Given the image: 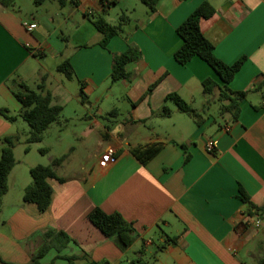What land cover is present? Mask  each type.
Wrapping results in <instances>:
<instances>
[{
    "label": "crops",
    "instance_id": "1",
    "mask_svg": "<svg viewBox=\"0 0 264 264\" xmlns=\"http://www.w3.org/2000/svg\"><path fill=\"white\" fill-rule=\"evenodd\" d=\"M204 1L215 8L201 28L216 56L229 64L246 57L229 83L247 92L236 118L229 110H222L228 118L214 115L212 101H228L219 88L204 92L207 78L223 84L207 61L175 58L183 42L178 26ZM94 14L113 24L122 14L129 17L107 48L90 20ZM26 18L38 27L27 30ZM129 46L141 57L126 63L128 77L110 83L113 52ZM49 55L59 59L57 66L70 59L77 87L46 67ZM44 74L51 103L63 106L46 130L57 133L63 150L48 147L49 162L67 155L56 168L63 181L49 178L47 210L24 201L30 168L42 160L32 161L30 149L17 158L13 148L16 164L0 199V264H29L50 240L43 264H69L66 256L85 253L89 261L74 264H246L241 252L264 232V221L261 227L243 221L259 213L249 211L250 204L264 207V0H159L154 12L141 0H15L10 7L0 1V155L4 136L19 137L22 104L13 80L36 89ZM171 93L200 112V123L166 99ZM210 138L217 140L213 152L206 148ZM108 146L117 149L118 160L102 165ZM95 207L130 221L133 244L122 250L97 228L88 218Z\"/></svg>",
    "mask_w": 264,
    "mask_h": 264
},
{
    "label": "trees",
    "instance_id": "2",
    "mask_svg": "<svg viewBox=\"0 0 264 264\" xmlns=\"http://www.w3.org/2000/svg\"><path fill=\"white\" fill-rule=\"evenodd\" d=\"M5 6L10 7L15 0H0ZM43 0H35L36 3H40ZM149 9L150 12H154L157 8L159 0H141ZM63 3L64 0H61ZM215 8L207 1L201 3L177 28V32L182 37L183 42L181 46L175 52V58L182 64L189 62L194 56H199L207 61L219 74L223 84H219L211 78H207L203 81V90L206 94L212 93L215 88L220 90V99L227 100L228 103L222 104L223 111H232L233 116L236 118L239 114V102L245 98L246 91H234L229 87V83L234 78L235 74L240 70L241 66L245 62L246 57H241L234 63H226L218 58L214 52L213 43L206 37L201 28V20L213 15ZM90 20L93 25L99 30L103 38L101 45L107 48L110 39L118 34H122L124 31V25L129 21V17L125 14L120 16L117 23L113 24L109 22L105 16L94 14ZM141 57V51L134 47L129 46L126 51L113 52V64L111 79L117 81L119 79L128 77L126 70V63L132 60L139 59ZM58 70L63 72L66 77H76L75 70L71 64L69 58L64 59L58 66ZM47 74L42 75L36 89L31 88L27 83L22 81L13 80L14 94L22 104V110L19 116L22 117L30 126L29 136L26 139V143L41 142L44 138L46 130L55 122H57L63 112V106L53 105L52 94L49 89L46 88ZM80 82V95L82 100H85V93L83 90L84 83ZM264 85V81H263ZM166 99L173 100L180 110L193 117L197 123H200V112L188 103L177 93H171L167 95ZM165 105V109H166ZM1 113L9 120L14 121L17 115L9 113L7 108L1 109ZM19 141L17 135H6L1 139L3 144L0 155V199L7 193L9 189L8 178L12 168L16 164V158L14 155V147ZM30 149L29 145L25 150ZM42 153L49 151L48 147H41L39 149ZM66 154L61 156L52 157L48 164H36L30 168V174L32 182L29 184L23 194L24 201L33 202L37 204L40 211H45L51 203L52 186L49 183V178H57L63 181V178L57 174L56 168L60 166L65 158ZM240 196L245 202H249V198L244 190L240 187ZM249 211L256 209L258 212H263L264 207H256L250 204ZM89 220L99 228L106 236L112 238L117 246L124 250L128 248L136 238V233L133 224L128 221L120 212L107 213L100 207H95L88 215ZM60 235L64 237V242L67 243L71 238L63 231ZM47 236L50 237L51 233L47 232ZM51 240L33 257L29 264H43L41 258L45 255L48 249L51 247ZM69 264H74L76 260H88V254L71 255L65 257ZM138 264H149L141 259L137 260Z\"/></svg>",
    "mask_w": 264,
    "mask_h": 264
},
{
    "label": "rangeland",
    "instance_id": "3",
    "mask_svg": "<svg viewBox=\"0 0 264 264\" xmlns=\"http://www.w3.org/2000/svg\"><path fill=\"white\" fill-rule=\"evenodd\" d=\"M64 32L66 34L70 33L67 28L64 29ZM58 62H59V59L57 60L52 55H49L48 60L45 64H46V67L52 70V72L55 75L63 77L65 81L71 82L72 84L75 85V87H77L79 84L76 78H71V80H69V78L66 77L63 72H60L57 69ZM110 83H113V81L111 80ZM212 104L214 107V115L217 116L218 118H221L222 115L228 118V116L231 115L230 112L222 111L223 103L220 100L219 101L213 100ZM16 128H17V134L19 135V141L15 145V155L17 158L18 156H22L25 153L26 151L25 148L27 145H29L30 147L29 158L34 162H36L35 160H42L40 162H42L43 164H46L49 162L50 153L48 152L42 153L39 150L41 147H50L52 148L55 154H61L63 152V150L61 149V146L56 141L57 133L46 131L44 138L41 142H34V143L27 144L26 139L29 136V131H30V126L28 125V123L23 118L19 117V120L16 123ZM263 248H264V232L263 234L261 233L259 235V240L257 242L252 240L250 243H248L245 249L241 252V256L244 258L245 263L246 264H264L263 262H261V259L264 258ZM248 253H251V255H248Z\"/></svg>",
    "mask_w": 264,
    "mask_h": 264
},
{
    "label": "built area",
    "instance_id": "4",
    "mask_svg": "<svg viewBox=\"0 0 264 264\" xmlns=\"http://www.w3.org/2000/svg\"><path fill=\"white\" fill-rule=\"evenodd\" d=\"M23 26L29 30L33 31L38 27V22L34 18H26L23 21ZM217 140L215 138H210L207 141L206 148L207 151L213 152L216 148ZM118 151L114 146H108L100 156V162L102 165H108L116 163L118 160ZM243 221L246 225H253L255 227H261L264 221V211L259 212L258 215L245 214Z\"/></svg>",
    "mask_w": 264,
    "mask_h": 264
}]
</instances>
